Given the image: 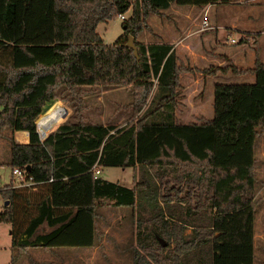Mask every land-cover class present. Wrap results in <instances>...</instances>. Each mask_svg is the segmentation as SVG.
<instances>
[{
	"label": "trees",
	"instance_id": "obj_1",
	"mask_svg": "<svg viewBox=\"0 0 264 264\" xmlns=\"http://www.w3.org/2000/svg\"><path fill=\"white\" fill-rule=\"evenodd\" d=\"M222 1L0 0V136L11 133L6 165L33 182L0 189V223L9 225L11 248L89 247L98 207L144 210L174 199L182 206L178 221L192 231L185 235L182 225L147 231L137 242L150 258L136 248L133 264H264L255 261L254 246L264 62L231 67L234 74H254L255 81L215 84L213 116L181 124L175 116L179 76L195 69L177 60L171 44L136 41L138 59L125 45L128 35L149 29V14L171 3ZM127 13L123 34L104 44L97 24ZM95 86L126 87L135 115L148 106L130 124L92 120L83 97ZM54 99L71 110L57 127ZM35 120L44 134L56 128L39 139ZM15 131L27 132V142H16ZM93 165L137 167L143 176L127 187L94 177ZM31 188H37L34 197Z\"/></svg>",
	"mask_w": 264,
	"mask_h": 264
},
{
	"label": "rangeland",
	"instance_id": "obj_2",
	"mask_svg": "<svg viewBox=\"0 0 264 264\" xmlns=\"http://www.w3.org/2000/svg\"><path fill=\"white\" fill-rule=\"evenodd\" d=\"M256 5H258V8L260 7L261 11L258 14V10L255 9L256 12L254 13L261 15V18H263L262 20L260 18V21L264 22V0H259ZM230 11L232 13L234 10L230 9ZM246 11H251V9H246ZM128 15L129 13L125 14V17ZM159 22L160 21L157 19V26L159 25ZM206 29L207 28L201 31ZM228 30L230 29L218 30L217 38L219 40V49L213 47V40L210 38L208 41L207 39L202 41L201 45L195 43L194 48L196 51L194 54L180 53L181 57L178 60L179 62L195 67L194 73L186 72L191 73V75L186 76L185 79L182 75L181 79L183 80L179 84L177 90V99L179 103L175 109V116L181 123H200L213 116L212 96L215 84H244L253 83L255 81L254 74H234L230 69L233 66L240 69H247L253 67L256 61H264V59H262V54L259 56L261 48L257 44L258 41L256 37L252 34L239 35L238 31H233V33L230 34L231 32ZM96 32L101 37L104 44H111L123 34L122 21L116 17L106 22H99L96 26ZM227 36L234 40H239L240 37H243L245 40L242 43L241 41L235 40L236 42L231 44L229 40H226ZM149 39L152 40L151 34H149L146 28H144L135 38V42L138 41L147 45V43L151 41ZM261 40L264 42L263 39ZM202 53L205 54V58L201 56ZM257 56H259L260 59H256ZM236 61H239L237 62L238 64H236ZM217 68H222V70H216ZM205 69L211 71L204 73L203 70ZM154 92L155 90H152L151 94ZM83 99L87 105L85 111L87 117L104 124L112 123L119 126L128 123L130 124L140 118L148 106L145 105L140 112L135 115L132 108H128L132 96L126 87L103 88L101 86H95L84 95ZM149 99L150 97L147 99L146 104L149 102ZM56 101L53 102L57 106L59 105L56 117L60 119L58 124H56L58 121L55 122L57 127L70 116L71 110L68 108L66 102L58 99ZM65 109L68 113L65 118H63L61 114ZM56 127L48 130L42 136V139ZM10 134L11 133L8 130H5L2 133V136H0V159L9 157ZM255 157V174L258 180L256 195L259 199L255 214L254 228L256 237L255 261H262L264 257L261 240V234L264 232L263 137L257 139ZM4 164H6V162H4ZM141 172L142 171L138 168L136 170L131 167H101L97 176L106 181L117 182L121 185L131 187V184L134 186L137 180L143 176V173ZM154 180L156 182L158 181L157 178H154ZM15 183L16 180L10 173V167L2 165L0 168V189L6 186V184H11V186H13ZM30 192L34 193L32 194V197L36 196L35 192ZM157 202L158 203L153 208L146 206L144 210H140L135 206L117 208L106 205L98 207L95 210L94 219L97 241L95 246L85 253L86 259H83L84 255L82 254L81 257H78L77 264H133L134 258L132 257L133 253L131 251L133 246L126 251L129 240L135 242L134 249H138L137 251L139 255L148 260L150 258V255L147 253L148 249L144 246L141 247L137 242V239H141L147 231H151L155 227L165 228L166 231H174L176 226L182 225L184 227V234L189 235L192 231V227L185 225L182 221H178L177 219V217L180 216L177 212L182 210L180 208L182 206L179 202L174 199L168 204H164L162 201ZM176 204L179 207H176ZM7 230L8 225L6 223H0V264H24V260L29 261L28 264L32 263V261H36L35 264H66L64 258L69 256V253L66 252L56 251L51 253L50 250H46L36 253L34 252L33 254L32 252L22 254L20 253L21 251H16L10 246ZM39 231H46L45 226L42 225L39 228ZM130 232L132 233L131 235ZM160 239L163 240L162 237H160ZM154 246L155 245H152V248H154ZM69 248L71 249V247ZM85 249L87 248L82 247L76 250L83 251ZM36 257L38 260H34ZM40 260L44 262H40Z\"/></svg>",
	"mask_w": 264,
	"mask_h": 264
},
{
	"label": "crops",
	"instance_id": "obj_3",
	"mask_svg": "<svg viewBox=\"0 0 264 264\" xmlns=\"http://www.w3.org/2000/svg\"><path fill=\"white\" fill-rule=\"evenodd\" d=\"M258 1L259 0H223L222 2L215 3V4H209L205 6L177 5L175 3H171L168 8L159 10V14L152 13L148 15L146 19V23L148 22L147 25L149 29H151V31L149 29L147 30L149 34H151L152 40L149 39L151 41H149L147 44H151V43L171 44L172 50L174 51L177 60H179V58L181 57L180 53L194 54V52L196 51L194 48L195 43H198L199 45H201L202 41H205L206 39L208 41V39L211 38L214 44L213 47H217L219 49L220 47L219 40L217 38L218 30L219 29H230L228 30L231 32L230 34H232L233 31H238L239 35L240 34L254 35L258 41L257 44L261 48L259 56L260 54H262V59H264V42L261 40V39L264 40V22L260 21L261 15H257L256 13H254L256 12V10H258V14L261 11L260 7L258 8V5H256ZM249 8L251 9V11H246V9H249ZM230 9L234 11H232L231 13ZM157 19L160 21L158 26L156 25ZM203 21H206L207 29L204 31H201V26H202ZM240 38L239 40L238 39H235V40L240 41ZM228 39H229V36H227L226 40L228 41ZM201 56L205 58L204 53H202ZM259 56H257L256 59H260ZM184 57H187V56H184ZM261 61L263 60H260V62ZM237 62L239 61H236V64H238ZM182 75L184 76V79H185L186 76L191 75V73H186V72L182 73L179 76V81H180L179 84L183 80L181 79ZM56 100L57 99H54V100H51L50 102H55ZM212 101H213V96H212ZM188 123H181V124H188ZM12 136H13V139L18 143L27 142V132L25 131H15ZM7 160H8V157H5L4 159H0V168L2 165H6L4 164V162H7ZM94 167L98 169V174H99V170L101 168L99 166L93 165L92 169ZM131 168H134L137 170V167H131ZM134 180H135V177H134ZM31 191L38 193L37 188H31ZM254 228H255V225H254ZM7 231L9 235V241H10L9 225H8ZM42 232H45V231H42ZM131 234L132 233L130 232V235ZM96 235L97 234L95 231L94 232V244L89 247H83V248H87L83 251L76 250L82 247H74L76 249L72 247L71 249L69 247H57V248H49V249H44L40 247H30V248H27L21 251L20 253L25 254L27 252L28 253L32 252L33 254L34 252L36 253V252L46 251V250L47 251L50 250L51 253L56 252V251H61V252L69 253V256H67V258H64V261L66 264H74V263L77 264L78 257H81V254H82L84 255L83 259H86L85 253L88 250H90V248L95 246V243L97 241ZM255 239L256 237H255V231H254V246H255ZM261 240H262V246H263L262 252L264 254V232L261 234ZM127 244L128 245H127L126 251H128V249L132 246H133V249L131 251H133L135 242L134 241L132 242L129 240ZM255 249H256V246H255ZM34 260H38V258L36 257V259ZM262 261H264V257ZM28 262L29 261L24 260V264H28ZM40 262H44V261L40 260ZM35 263L36 261H32V263L30 264H35Z\"/></svg>",
	"mask_w": 264,
	"mask_h": 264
},
{
	"label": "built area",
	"instance_id": "obj_4",
	"mask_svg": "<svg viewBox=\"0 0 264 264\" xmlns=\"http://www.w3.org/2000/svg\"><path fill=\"white\" fill-rule=\"evenodd\" d=\"M118 19H120L121 21H123L125 19V14H119L117 16ZM207 28V24L206 21L202 22V26H201V30ZM230 41V43H235L236 41L234 39L229 38L228 39ZM35 130L36 133L39 137V139H42V136L44 135V133H42L41 131L38 130L37 128V124L35 123ZM93 176H97L98 174V169L96 167H94L93 169ZM10 173L12 176L15 177L16 183L12 186L14 188H24L27 187L29 188L33 182L31 180V177H26L24 171L19 170L16 167L10 168ZM2 203V200L0 199V205Z\"/></svg>",
	"mask_w": 264,
	"mask_h": 264
},
{
	"label": "water",
	"instance_id": "obj_5",
	"mask_svg": "<svg viewBox=\"0 0 264 264\" xmlns=\"http://www.w3.org/2000/svg\"><path fill=\"white\" fill-rule=\"evenodd\" d=\"M125 45L127 47L133 49V53H134L135 57L138 59L137 47L135 45V38H134V36L128 35L127 42H126ZM160 241H162V240L160 239ZM162 245H165V243H163Z\"/></svg>",
	"mask_w": 264,
	"mask_h": 264
},
{
	"label": "bare ground",
	"instance_id": "obj_6",
	"mask_svg": "<svg viewBox=\"0 0 264 264\" xmlns=\"http://www.w3.org/2000/svg\"><path fill=\"white\" fill-rule=\"evenodd\" d=\"M67 110L65 109V110H63V112H62V114H61V116L63 117V118H65V116L67 115ZM37 120V119H36ZM37 124V123H36ZM37 128H38V130L40 131V129H39V126L37 125Z\"/></svg>",
	"mask_w": 264,
	"mask_h": 264
}]
</instances>
